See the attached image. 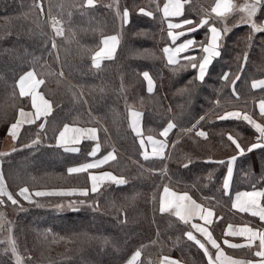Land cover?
I'll use <instances>...</instances> for the list:
<instances>
[{"label":"trees","instance_id":"1","mask_svg":"<svg viewBox=\"0 0 264 264\" xmlns=\"http://www.w3.org/2000/svg\"><path fill=\"white\" fill-rule=\"evenodd\" d=\"M164 1L95 0L89 6L85 0H0V150L18 110L29 108L28 99L20 97L16 87L21 75L33 69L43 81L40 92L52 106L44 120L21 128L15 151L0 156L6 189L18 201L14 205L2 198L0 211H6L2 229L11 231L24 264H123L137 250V264H157L163 256L183 264H207L203 251L184 235L188 224L159 211L165 185L187 192L215 211L219 219L212 233L216 238L220 239L227 222L236 221L228 211L230 196L222 189L226 165L207 158L218 161L234 154L229 135L242 146L253 142L255 133L247 123L220 117L230 110H250L251 104L243 101L264 92V87L256 91L252 86L253 80L264 79V32L253 33L249 45L250 26L238 23L240 16L214 19L217 28L227 25L230 31L223 38L221 55L200 81L197 69L180 68L184 56L202 55L199 47L175 65L164 60L163 49L170 45L160 14ZM215 1L187 0L180 19L191 20L194 27ZM126 8L129 21L122 24L117 9L122 14ZM149 11L151 16L146 14ZM263 17L261 9L255 19L261 22ZM53 19L62 36L56 35ZM207 32L202 26L188 36L199 44L206 42ZM110 35L119 38L114 56L93 65L102 38ZM144 71L154 82L152 93L146 91ZM225 72L228 82L221 79ZM236 74L239 78L233 86ZM129 109L142 113L145 136L159 137L169 121L175 125L167 137L171 147L166 160L142 157L138 137L128 125ZM41 123L44 129L39 128ZM66 123L98 129L101 147L95 157L89 153L97 141H82L76 153L56 145L55 138ZM200 131L206 135L200 136ZM38 134L41 141L30 146ZM108 151L114 152L115 159L90 172L123 176L125 184L107 182L87 195L36 196L31 202L18 195L25 186L29 191L90 190L89 171L68 173L67 169ZM164 167L165 172H160ZM262 177L264 152H246L235 162L231 191L260 187ZM7 209L13 214L8 215ZM0 264H16L6 238H0Z\"/></svg>","mask_w":264,"mask_h":264},{"label":"snow or ice","instance_id":"2","mask_svg":"<svg viewBox=\"0 0 264 264\" xmlns=\"http://www.w3.org/2000/svg\"><path fill=\"white\" fill-rule=\"evenodd\" d=\"M85 3L89 6L94 5L95 0H85ZM187 3V0H166V3L163 6L162 12L163 17H177L181 15L183 10V5ZM237 6L231 3V0H216V3L213 7H211L210 11L208 9L204 10L203 15L198 23H195L194 27L191 26L193 22L188 19H181L180 22L173 23L171 20L168 21V37L171 39L174 47H170L168 44L165 45L163 52L166 55L170 64L175 65L177 63L178 54L187 52L193 48L199 47L202 51L201 56L191 55L184 56V63L180 65V68H187L191 66L194 69L198 68L196 79L200 81H204L206 74L209 71V66L212 64L214 58L219 57L221 55V48L223 44V38L228 31H230V26L225 25L223 29L217 28L213 23V20L216 18L223 19L226 14L231 13L236 9ZM239 9L242 13L238 23L248 24L250 26V31L246 40L249 42V45L252 40V34L258 31L264 30V21L257 22L255 19L257 12L261 9H264V0H250L243 5L239 6ZM140 13H145L144 8L139 9ZM211 13H216L217 16L211 17ZM117 14L121 16L122 24L128 23L129 21V10L124 9L123 13L120 14L119 9H117ZM147 15L151 16L152 12H147ZM184 27V31H173L174 28ZM202 26H206L208 28V32L205 34L206 42L201 41L199 44L195 40L194 36H190L189 38L183 39L182 42L176 43L179 37L184 36L185 34H191L195 32L196 29L201 28ZM53 28L55 29V33L57 36L63 35V30L58 26V22L53 19ZM118 37L113 36H105L102 38L103 47L100 48L99 51L94 53L92 63L93 65H98L99 59L102 57H111L115 51L116 45L118 44ZM52 46L56 47V42L53 40ZM244 59L247 60V52L244 53ZM243 64L240 65L243 68ZM142 76L147 81L148 91H153V80L149 74V72L144 71ZM239 78V74H236L234 79H231V83L233 86L236 84V79ZM221 79L225 82H228L229 73L225 72ZM17 83L20 85V94L26 95L25 92V84H30V89L27 94H31L33 107L36 108L37 115H47V113L51 110V104L49 101L44 100L42 96L38 93L34 92V89L38 87L42 80L37 79V73L33 69H29L23 75L20 76L19 81ZM252 86H264V79L259 81L253 80ZM233 92H236L235 87H233ZM39 98V104L37 100ZM260 112L264 114V100L260 101L259 104ZM23 112V109H21ZM140 117L141 113L138 111H133L129 109V121L130 127L132 131L136 134V136L140 140L141 147H145L144 137L142 136L141 128H140ZM242 118L247 121L258 133L259 135L256 138V142H252L247 146H242L240 142H238V138L233 137L232 135L228 136V140L231 141L232 144L235 145L233 149L234 154L227 156L226 159H221L218 161H213L212 157H208L207 159L210 162H214L219 165H226L227 171L224 175L223 179V189L227 194L230 189V182L232 179L233 169L235 161L237 157H243L246 152H250L253 149L259 148L262 152H264V124L256 122L247 112H238L231 111L225 112L224 117L220 118ZM203 119V118H202ZM31 123V120L26 121ZM21 121L18 119L16 123H13L9 126L8 132L11 135L12 139L15 140L18 134L19 125ZM175 127L172 121H169L168 124L162 129L161 135L167 137L171 129ZM40 129H44L45 125L41 123L39 125ZM200 136H205L206 133L200 131L198 133ZM88 138L94 141H97L92 147L90 156L95 157L96 153L100 151V143L97 138V129L96 128H82L78 127L74 124H64L63 128L59 131V134L56 136V145L60 147H64L66 151L76 152L77 148H67L69 144L79 143L82 139ZM147 140L152 145L151 152L145 150L141 153L143 158L147 160L150 156H163L164 148L166 147V141L156 140L153 136H148ZM41 141V136L38 134L36 140L30 142V146H36ZM21 147H25V145H21ZM15 151V149H12ZM6 155L5 153H0V156ZM115 155L113 151H108L99 159H93L86 163H81L75 166H70L67 169L68 173H82L90 168H96L102 164L107 163L109 160H114ZM188 163H191V159L188 160ZM185 167L187 164L184 165ZM88 180L91 182V191L96 192L98 187L104 181H111L117 185H122L126 183V180L123 176H115L111 172H88ZM5 178L0 171V203H4L2 197L6 196L8 200L12 201L15 205L18 203L17 199L13 196V194L7 191L5 186ZM262 181H264V177H262ZM89 189L86 187H76V188H60V189H51L48 191H36L35 196L43 197L48 195H71L73 193H80L82 195H87ZM164 195L160 197L159 203V211L161 213L171 212L179 220L188 223L193 216L200 217L201 220L205 222V224L212 223V210L211 208L205 209L202 204L197 203L187 192L183 193H173L168 185L164 186ZM18 195L23 197L24 200L32 201V193L29 191L27 186L21 187L18 191ZM258 197H264V188L254 190V191H244L237 192L235 194V198L233 200V207L238 208L242 212H250L254 216H258L261 221H264V205L260 203ZM82 203L83 201H78ZM71 206V202L69 204ZM22 207V206H21ZM191 229H195L196 232H199L204 240L202 241L198 238L192 230H189L184 233V235L188 238L189 241H193L196 245L199 246L200 249H203L204 255L208 257V264H222L221 257L223 255V250L220 248L219 243L213 237L212 233L208 230L204 224L192 223ZM232 226L229 225V234L231 236H240L244 237L243 245L233 244L232 241L225 239L224 244L230 245L231 247H243L247 246L250 250L252 249L255 242L258 240L259 243L257 245L258 250L255 251L254 255L258 257V259H250V260H234L230 259L229 264H264V227L260 229L248 227L246 224L242 226H238L237 230H231ZM206 244H210L213 248L217 249L216 252V260H213V257L206 246ZM10 250L12 252V256L15 259L16 264H24V261L19 256L15 241L13 239H9ZM8 249H5L7 252ZM140 256V250H137L133 253L132 257L127 261V264H137V259ZM169 264H179V261L171 260V258H167Z\"/></svg>","mask_w":264,"mask_h":264},{"label":"crops","instance_id":"3","mask_svg":"<svg viewBox=\"0 0 264 264\" xmlns=\"http://www.w3.org/2000/svg\"><path fill=\"white\" fill-rule=\"evenodd\" d=\"M247 2H250V0H231V3L233 4V5H235V6H237L236 7V9L234 10V11H232L231 13H229V14H226L225 15V17H228V16H231V15H233V14H237L238 16H241L242 15V13H241V11H240V9H239V6L240 5H243V4H245V3H247ZM166 3V0L164 1V3H163V5L161 6V8H160V14H161V16H162V18L165 20V24H166V26H167V29H168V21L169 20H171L173 23H179L180 22V17L182 16V12H181V15L180 16H177V17H168V18H164L163 17V12H162V9H163V6H164V4ZM215 3H216V1L213 3V5H212V7L215 5ZM214 16H217V14L216 13H212ZM262 21H264V17H263V19H262ZM261 21V22H262ZM124 24H127V23H124ZM173 31H181V32H183L184 31V27L182 26V27H180V28H174V29H172ZM263 32H264V30H262ZM258 32H260V31H258ZM189 34H185L184 36H182V37H179L178 39H177V41H176V43H179V42H182L183 41V39H186V38H189L190 36H188ZM110 36H113V35H110ZM116 36V35H115ZM168 39L170 40V47H174L175 45L173 44V42L171 41V39L168 37ZM118 41H119V38H118ZM263 41H264V39H263ZM118 45V44H117ZM117 45H116V48H117ZM101 47H103V43H102V41H101V45H100V48ZM100 48L97 50V51H99L100 50ZM116 48H115V51H116ZM192 50V49H191ZM96 51V52H97ZM115 51H114V53L112 54V56L111 57H102V58H100L99 59V63H98V65L102 62V61H104V60H106V59H110V58H112L113 56H114V54H115ZM188 51H190V50H188ZM187 51V52H188ZM187 52H183V53H180V54H178V58H177V62L182 58V56L185 54V53H187ZM94 56V55H93ZM163 57H164V60H165V62L167 63V64H169V65H172V64H170L169 63V61H168V59H167V57H166V55L164 54V52H163ZM215 59V58H214ZM98 65H95V66H98ZM197 71H198V68H197ZM20 78V77H19ZM19 78H18V80L17 81H19ZM144 78V77H143ZM38 79V78H37ZM259 80H261V79H258L257 81H259ZM144 82H145V88H146V91L148 92V93H152L153 91H154V83H153V91L152 92H149L148 91V85H147V81L145 80V78H144ZM16 87H17V90H18V94L20 95V97H22V98H27L28 99V101H29V108L28 109H23V112H21V109H19L18 110V112H17V117H16V120L13 122V123H16V121L19 119L20 121H21V123H20V125H19V130H18V134H19V132H20V130H21V128L23 127V126H25V125H28V124H32V123H35V122H38V121H40V120H44L45 119V117L46 116H48L49 114H50V112H51V110H52V106H51V110L47 113V115L45 116V115H37V113H36V108H34L33 107V103H32V98H31V94H27L28 92H29V89H30V84L29 83H26L25 84V92H26V95H21L20 94V91H21V89H20V85L16 82ZM39 87H40V85L38 86V87H36L35 89H34V92L35 93H38L40 96H42L43 97V95H42V93L40 92V90H39ZM264 86H258V87H253L256 91L258 90V91H260L259 89H262ZM43 99L44 100H47V101H49L48 99H46V98H44L43 97ZM261 100H264V92L262 93V94H260V95H258V96H256V97H254V98H252V99H249V100H246V101H243V102H248V103H250L251 104V109L250 110H248V111H246L256 122H258V123H262V124H264V114H262L261 112H260V108H259V104H260V101ZM39 98H38V100H37V103L39 104ZM50 102V101H49ZM51 104V103H50ZM231 111H238V112H241V113H243L244 111H240V110H230V111H228V112H231ZM141 113V112H140ZM222 117H224V114L222 115ZM222 119H241V120H243L242 118H235V117H229V118H222ZM28 120H31L32 122L31 123H28V122H26V121H28ZM245 123H247L249 126H250V128L254 131V133H255V135H254V137H253V142H256V138H257V136L259 135V133L247 122V121H245V120H243ZM12 123V124H13ZM128 125H129V128H130V130L132 131V129H131V127H130V121H129V112H128ZM194 126H192L191 128H193ZM63 128V127H62ZM82 128H95V127H82ZM140 128H141V130H142V132H141V134H142V136L144 137V143H145V147H141V145H140V140H139V138H138V142H139V145H140V148H141V151L142 152H144L145 150H147L148 152H151V150H152V145H151V143H149V141L147 140V137L148 136H145V135H143V116H142V113H141V117H140ZM174 128V127H173ZM172 128V129H173ZM97 129V128H96ZM172 129H171V131H172ZM190 130V129H189ZM171 131L169 132V134L171 133ZM133 132V131H132ZM161 132H162V130L160 131V136L159 137H154L156 140H163V141H166V147L164 148V155L163 156H156V157H152V156H150L149 158L151 159V158H159V159H165L166 160V158H167V155H168V152H169V149H170V145L168 144V142H167V137H164V136H162L161 135ZM18 134H17V136H18ZM59 134V133H58ZM133 134L134 135H136L134 132H133ZM168 134V135H169ZM17 136H16V139H17ZM204 137V136H203ZM97 138H98V129H97ZM16 139L15 140H13L12 139V137H11V135L9 134V132H8V130H7V133H6V136H5V138H4V140H3V143H2V146H1V150H0V152L1 153H7V152H9V151H11L12 149H13V147H14V145H15V141H16ZM86 140H91V139H88V138H84V139H82L79 143H76V144H69V145H67V148H72V147H75V148H79V144L82 142V141H86ZM91 141H93V142H96V141H94V140H91ZM60 147V146H59ZM64 151H66L65 150V148L64 147H61ZM257 149H259V148H257ZM115 150V149H114ZM254 150V149H253ZM66 152H69V153H76V152H72V151H66ZM98 153V152H97ZM96 153V154H97ZM246 154V153H245ZM244 154V155H245ZM143 157V156H142ZM238 158V157H237ZM95 159H99V158H95ZM110 161V160H109ZM236 162V161H235ZM104 164H102V165H100V166H98V167H96V168H90V169H88V170H86V171H93V170H95V169H97V168H99V167H102ZM235 165V164H234ZM226 171H227V168H226V170H225V174H226ZM160 172H165V167L162 169V171H160ZM96 173H99V172H96ZM224 174V175H225ZM233 174H234V169H233ZM233 174H232V178H233ZM223 179H224V176H223ZM223 179H222V189H223ZM107 182H111V181H104L103 183H107ZM231 182H232V179H231ZM231 182H230V189H229V191H228V193L226 194L225 193V191H224V189H223V191H224V194L225 195H227V196H230V207H229V213L232 215V216H234L235 218H237L236 219V221L235 222H227L225 225H224V228L222 229V231H221V237H220V239H218V238H216L214 235H213V233H212V225L214 224V222L216 221V219H219V217H216V214H215V211L213 210V209H211L212 210V213H213V215H212V223L211 224H205V222L203 221V220H201L200 219V217H198V216H193L192 217V219L188 222V223H186V224H188V226H189V230H192L193 231V233L198 237V238H200L202 241L204 240V237L199 233V232H196L195 231V229H191V224L192 223H197V224H204V226L205 227H207L208 228V230L212 233V235H213V237L217 240V242L219 243V245H220V248L223 250V255H222V257H221V262H222V264H229V261H230V259H234V260H250V259H258V257H256L255 255H254V253H255V251H257L258 250V248H257V245H258V243H259V241L257 240L256 242H255V244L253 245V247H252V249L250 250L247 246H243V247H231L230 245H226V244H224V240L225 239H228V240H230V241H232L233 242V244H237V245H243V243H244V237H240V236H231L230 234H229V225H231L232 226V229L231 230H237L238 229V226H242V225H247L248 227H251V228H256V229H260V228H262V227H264V221H261L260 220V218L258 217V216H254V215H252L250 212H242V211H240L238 208H234L233 207V200H234V198H235V194L237 193V192H244V191H254V190H258V189H261V188H264V181L262 182V185L260 186V187H256V188H251V189H245V190H240V191H236V192H232L231 191ZM103 183H101V184H103ZM111 183H114V182H111ZM100 184V185H101ZM173 193H183V192H180V191H174V190H171ZM88 192H92L91 191V182H90V190L88 191ZM71 195H82V194H80V193H73V194H71ZM162 195H164V191H162V193H161V196ZM189 196H191V195H189ZM192 197V196H191ZM192 199H194L193 197H192ZM258 199L260 200V203L262 204V205H264V197H258ZM197 203H199V204H202V203H200L199 201H197L196 199H194ZM204 206V205H203ZM204 208L205 209H207V208H209V207H207V206H204ZM167 213H170V214H172L171 212H167ZM173 216H175L174 214H172ZM176 217V216H175ZM178 220H179V218L178 217H176ZM181 221V220H180ZM181 222H183V223H185L184 221H181ZM206 246L208 247V249H209V251H210V253H211V255H212V257H213V260L215 261L216 260V252H217V249H215V248H213L210 244H206ZM202 251H203V249H201ZM135 253V252H134ZM203 253H204V251H203ZM133 255V254H132ZM132 255L123 263V264H127V261L132 257ZM205 256V255H204ZM251 256V257H250ZM167 258H170V257H166V256H163V257H161V258H159V260H158V262H157V264H169V262H168V259ZM205 259H206V262H207V264H208V257L207 256H205ZM139 260H140V256L138 257V259H137V263L139 262ZM171 260H175V261H179V260H176V259H173V258H171ZM179 264H183L182 262H180L179 261Z\"/></svg>","mask_w":264,"mask_h":264},{"label":"rangeland","instance_id":"4","mask_svg":"<svg viewBox=\"0 0 264 264\" xmlns=\"http://www.w3.org/2000/svg\"><path fill=\"white\" fill-rule=\"evenodd\" d=\"M133 111H138V110H135V109H132ZM139 112V111H138ZM51 189H60V188H51ZM51 189H39V190H34V191H30L32 193V197H36L35 196V192L36 191H48V190H51ZM2 198H7L6 196L2 197ZM23 198V197H22ZM28 201V200H26ZM6 211H4L5 213ZM7 212H8V215L9 214H13L14 211L10 210V209H7ZM3 211H0V238H6L10 239L11 237V231H3L2 227H3V224L5 222V216L3 217L4 215ZM11 224V223H10ZM11 226V225H10Z\"/></svg>","mask_w":264,"mask_h":264}]
</instances>
